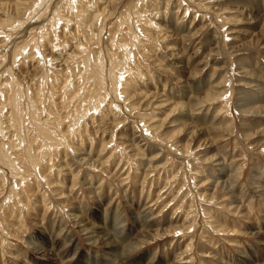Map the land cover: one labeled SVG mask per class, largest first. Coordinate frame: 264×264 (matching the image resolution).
<instances>
[{
  "label": "rangeland",
  "instance_id": "obj_1",
  "mask_svg": "<svg viewBox=\"0 0 264 264\" xmlns=\"http://www.w3.org/2000/svg\"><path fill=\"white\" fill-rule=\"evenodd\" d=\"M0 264H264V0H0Z\"/></svg>",
  "mask_w": 264,
  "mask_h": 264
},
{
  "label": "bare ground",
  "instance_id": "obj_2",
  "mask_svg": "<svg viewBox=\"0 0 264 264\" xmlns=\"http://www.w3.org/2000/svg\"><path fill=\"white\" fill-rule=\"evenodd\" d=\"M106 225V223H104ZM115 224V223H114ZM116 225V224H115ZM113 226V225H112ZM115 227V226H114ZM117 227V226H116ZM103 228L100 226V229ZM103 232V231H102ZM105 234L103 235V237L109 239V234L107 232H104Z\"/></svg>",
  "mask_w": 264,
  "mask_h": 264
},
{
  "label": "crops",
  "instance_id": "obj_3",
  "mask_svg": "<svg viewBox=\"0 0 264 264\" xmlns=\"http://www.w3.org/2000/svg\"><path fill=\"white\" fill-rule=\"evenodd\" d=\"M107 230H109L108 228H106ZM120 243V242H119Z\"/></svg>",
  "mask_w": 264,
  "mask_h": 264
}]
</instances>
